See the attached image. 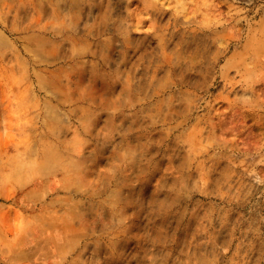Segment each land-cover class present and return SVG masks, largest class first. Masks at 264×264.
Instances as JSON below:
<instances>
[{
	"label": "rangeland",
	"instance_id": "374dc122",
	"mask_svg": "<svg viewBox=\"0 0 264 264\" xmlns=\"http://www.w3.org/2000/svg\"><path fill=\"white\" fill-rule=\"evenodd\" d=\"M0 264H264V0H0Z\"/></svg>",
	"mask_w": 264,
	"mask_h": 264
},
{
	"label": "bare ground",
	"instance_id": "6f19581e",
	"mask_svg": "<svg viewBox=\"0 0 264 264\" xmlns=\"http://www.w3.org/2000/svg\"><path fill=\"white\" fill-rule=\"evenodd\" d=\"M177 4H178V6H180V7L182 6V2H178V1H177Z\"/></svg>",
	"mask_w": 264,
	"mask_h": 264
}]
</instances>
